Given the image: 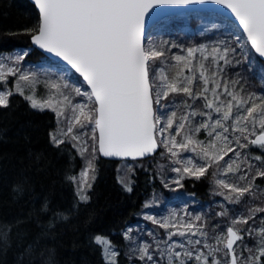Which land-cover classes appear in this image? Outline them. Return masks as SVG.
<instances>
[{
	"label": "snow or ice",
	"instance_id": "6c2138e0",
	"mask_svg": "<svg viewBox=\"0 0 264 264\" xmlns=\"http://www.w3.org/2000/svg\"><path fill=\"white\" fill-rule=\"evenodd\" d=\"M206 3L230 10L246 33L251 47L260 57H264V0H35L39 24L31 37L32 42L75 69L86 81L90 92H81L79 87H74L73 91L86 96L87 102L72 105L70 97L63 92L69 85L51 83L50 87L56 90L61 99L55 96L44 102L33 96H25V99L31 102L32 108L43 111L47 107L57 112L58 116L63 115L65 104L70 106L73 118L61 135L68 136L75 126L83 129L93 125L91 138L98 143V151L105 157L135 159L152 154L158 146H163L170 156L177 158L173 162L181 165L172 169L179 174L174 181L178 185L185 175L199 179L213 165L223 176L241 172L240 165L247 163V157L241 159L240 150L249 147L264 150V98L254 94L242 95V90L237 91L230 86L235 81L223 80L219 61L231 63L228 59L231 50L226 46L223 50L213 47L210 52L203 46L188 48L186 55L173 58L178 71L170 79L164 68L154 67L155 61L165 53L145 43L148 19L155 14L154 10L165 6L186 8ZM197 52L200 53L199 60ZM24 55L26 53L17 56L16 62L22 60ZM209 56L212 61L206 66L205 61ZM186 71L191 75H186ZM261 71L264 72V69ZM16 75L17 69L0 63V82H7L9 76ZM18 80L32 82L28 74L19 75ZM194 87L198 90H194ZM16 92L24 95L19 83L16 84ZM172 93H183L192 101L203 100V108L209 111H196L188 104L190 110L184 115L177 118L176 112L172 111L161 114L164 116L162 121L161 115L154 111V104L159 105ZM11 95V91L0 90V108L8 107ZM196 116L206 117V120L193 126L191 119ZM201 130L207 133V142L195 138V134ZM157 135L161 139L157 140ZM177 137L180 139L177 140ZM50 138L57 147L65 143L56 134ZM71 139L79 142L80 136L71 135ZM79 150L85 152L87 148L81 144ZM181 150L196 153L204 163L192 158H179ZM229 154H233L235 159ZM225 157L228 159L225 160ZM253 159L264 163V156ZM221 161H224L223 165ZM252 167L248 163V168ZM88 168L92 169L91 163ZM249 174L244 172L237 177L239 181H247L243 186L224 179H217L216 184L228 191L226 199L239 203L245 194L254 195V182L258 177H264V169H256L250 180ZM87 176L86 169L81 173L79 182V199L82 202L88 200L84 194L85 187H91ZM127 190L131 191V188ZM43 210H47V203ZM256 213H264V207L249 208L247 216L234 218L226 229V235L213 238L215 244L207 242L203 226L198 228L194 223L161 222L153 217L146 218L165 230L175 228L176 231L170 232L168 239L174 235L184 237L189 234L205 238L203 248L207 252L185 249L182 243L171 245L166 250L169 264H172L173 257L179 264H187L191 260L196 264H264L261 260L264 257V217L261 218L260 227L249 225L250 220H255ZM195 219L199 221L201 217ZM237 224L249 227L241 230L235 227ZM245 236L254 238L253 246L243 243ZM94 239L104 246L109 264H115L116 253L111 251L110 243L101 236ZM238 241L243 245V251H237L241 246ZM188 243L201 245L202 240ZM177 248L183 251H176ZM244 251L248 253L247 256L243 255ZM139 253L141 260L146 258L153 261L149 245L142 244ZM218 254L222 258H218Z\"/></svg>",
	"mask_w": 264,
	"mask_h": 264
},
{
	"label": "trees",
	"instance_id": "16d2710c",
	"mask_svg": "<svg viewBox=\"0 0 264 264\" xmlns=\"http://www.w3.org/2000/svg\"><path fill=\"white\" fill-rule=\"evenodd\" d=\"M202 17L214 18L227 26L207 33L191 34L181 30L186 18L195 29ZM38 24L39 13L29 0H0V55L22 51L26 53L24 65L48 62L58 65L31 43ZM241 37V31L233 22L216 13L167 18L150 32L154 40L163 38L157 45L165 53L155 61L154 67L164 64L168 75L173 77L178 71L173 59L176 53L205 42L210 52L221 42V49L226 46L231 50L228 54L231 63L219 61L223 80L235 81L230 86L242 90V95L264 98V72L261 71L264 62L247 40L240 45ZM196 57L199 60L200 53H196ZM211 61L209 56L205 65H210ZM65 68L82 81L77 73ZM194 90L198 89L194 87ZM172 99L181 110L191 104L193 109L209 111L203 108V100L192 101L183 93H172L163 102ZM155 108L159 115L160 105ZM92 126L83 129L75 126L64 139L65 143L57 147L50 138L58 128L54 111L32 108L31 102L17 92H12L8 107L0 108V264H109L102 244L95 242L96 236L105 237L116 250L115 264H136L139 259L133 257L130 250L129 230L145 222L144 208L152 195L160 197L162 207L178 196L193 209H203L200 224H204L212 241L215 229L225 232L234 215L247 216L249 208L264 207V177L255 180L254 195L245 194L239 203H231L225 198L228 191L217 186L216 165L199 179L185 175L179 185L174 183L173 162L163 146L151 158L111 161L101 158L98 143L91 136L87 151L81 152L80 141H73L71 135H79L84 129L88 132ZM157 139H160L158 135ZM255 156H264V150L243 149L242 159L247 157V163H241V172L230 173L229 181L243 186L247 181L237 180L239 175L249 172L250 180L256 169H264V163L253 159ZM89 163L92 169L88 168ZM248 163L253 165L251 169ZM85 169H88L87 181L91 187H85L88 200L82 202L79 182ZM163 195L170 198L165 199ZM45 203L47 210H43ZM255 216L254 221H249L253 228L261 226L264 213ZM249 225L235 227L244 230ZM153 229L165 238L164 228L154 224ZM237 243L241 245L237 251H243L241 242ZM243 243L253 246L255 240L245 236ZM243 255L248 253L244 251ZM218 258L222 257L218 254ZM261 260L264 261V257Z\"/></svg>",
	"mask_w": 264,
	"mask_h": 264
},
{
	"label": "rangeland",
	"instance_id": "374dc122",
	"mask_svg": "<svg viewBox=\"0 0 264 264\" xmlns=\"http://www.w3.org/2000/svg\"><path fill=\"white\" fill-rule=\"evenodd\" d=\"M225 26H227L225 23L223 22L221 23L220 21H217L214 18H203L202 17L201 22L198 25V27L195 29H192L191 26L189 25V18H186L183 22V25L181 26V30L184 32L191 33V34H193L194 32L207 33L212 30H220L221 28H225ZM162 39L163 38H161L160 40H154L150 38L149 36L146 44L158 47L157 43L161 41ZM244 39L247 40V38L242 34V37L240 38V41H239L240 45L242 46L244 45L243 43ZM207 45L208 44L205 42L193 48H200L203 46L207 49ZM218 45H219L218 47L221 48L220 46L221 42H218ZM186 50H184L182 53H176L174 57L186 55ZM22 54H24L22 51H14L12 53L0 55V63L6 64L7 67H12L14 69H17L16 76H9L7 79V82H0V90L16 92V84L19 83L23 88L24 97L33 96L38 101L44 102L54 96L56 97V99H61V97L57 95L56 90L50 87L51 83H66L69 85V87L66 89H63V92L65 95L70 97L72 105H75L77 103L87 102L86 96L78 95L75 91H73L74 87H79L81 89V92H86V91L90 92L89 88L85 86L84 84L85 82L83 80L80 81L68 69H66L64 66H62L58 62H57L58 65L53 62L52 63L48 62L47 64L39 63L36 65H24V57L19 62H16L15 58ZM158 67L164 68L165 72L168 75L167 67H165L164 64H160ZM21 74H28L32 82L30 83L26 81H19L18 77ZM186 75H191V73H187ZM168 76L170 79L172 78L170 75ZM163 101L164 100H161L159 104L160 105L159 115L170 114L172 111H175L177 114V118H179L181 115H184L190 110L189 108L185 110H181L179 108L180 107L179 104H177V102L174 99H172L170 102H163ZM45 109H49V108L46 107ZM196 111H199V110H196ZM55 113L57 114V112ZM213 116H215L214 113H213ZM72 118H73L72 109L70 106L65 104L63 106V115L58 116V128L55 132L58 138L65 139L67 137V136H62L61 133L67 130L70 122L72 121ZM163 119H164V116L161 115V120L163 121ZM204 120H206V117L196 116L191 119V123L193 124V126H195L197 123L204 121ZM174 130H175V125L172 131L174 132ZM86 132L87 130L84 129L83 132L79 134L78 136H80V143L86 146L87 148V144L89 143V140L92 134H89L91 132L90 129L87 132L88 135L85 136L83 133H86ZM159 138L161 139L160 136ZM195 138L198 140L205 141V142H207L209 139L207 136V133L204 130H201L199 133L195 134ZM179 139L180 137H177V140ZM240 151H241V159H242V150ZM229 155L232 156L233 159H235V156L233 154H229ZM179 158H182V159L192 158L194 161L198 163H201V164L204 163L203 161L199 160L196 153H193V152H186V151L181 150ZM175 159L177 158L171 156L172 162ZM227 159L228 157H225V160ZM221 162L223 165L224 161H221ZM180 166L181 165L173 162V168L180 167ZM229 174L227 176H223L218 171V178L224 179L227 182H230ZM178 178H179V174L174 172L173 179L176 180ZM163 197H165V199L170 198L168 197V195L167 196L163 195ZM158 198H156L155 195H152L150 198H148L145 208H144L143 216H142L145 222L141 224V226H136L133 231H131V229L129 230L128 237L130 238V250L133 253V257H136L139 259V262L136 264H154V262L155 264H169L166 250L175 243H182L185 249H189L193 251L201 250V251L207 252V249L203 248V241L205 238L199 235L191 236L189 234L188 236H184V237H181L179 235H174L171 237V239H168L169 233L176 231L175 228H169L168 230H166L165 238H163L161 234H159V232L153 229L154 224L156 225H159V224L153 223L152 219L146 218V217H153L154 219L161 221V222L165 220H170L172 223H177V222L194 223L198 228L203 226L202 230L207 233V230L204 224H200L201 219L204 216L203 215L204 210L203 209H193L186 200H183L179 198L178 196H174L172 200H169L168 204L165 207H162L163 201L160 199L158 200ZM197 216L201 217L199 221L195 219V217ZM237 216H240V215H234L232 218L234 219ZM148 224L150 227H148ZM215 231L216 233L213 235V238L216 235H226V231L222 232L218 228H216ZM102 238L108 241L105 237H102ZM197 239L202 240L201 245H195V244L188 243V241H195ZM207 242L215 244V240L213 239L212 241L208 233H207ZM142 244L149 245V253L153 256V261H148L146 258L144 260H141L139 258L140 256L139 248ZM175 250L183 251V249H180V248H177ZM111 251H114L116 253V250H114L112 246H111ZM104 253H105V250H104ZM116 255L114 257V260L116 259ZM105 256H106V259L108 260L106 253H105ZM172 264H179V262L176 261L175 258L173 257ZM187 264H196V262L194 260H191V261H187Z\"/></svg>",
	"mask_w": 264,
	"mask_h": 264
},
{
	"label": "water",
	"instance_id": "95a60500",
	"mask_svg": "<svg viewBox=\"0 0 264 264\" xmlns=\"http://www.w3.org/2000/svg\"><path fill=\"white\" fill-rule=\"evenodd\" d=\"M29 1L33 5H35V0H29ZM35 7H36V9H37V11L39 13V10H38L36 5H35ZM154 12H155V14L152 15L150 19H148V25H147L146 36H145V43L147 42V39L150 36L151 29L157 23H159V22H161V21H163V20H165L167 18H170V17L179 16V15H185V14H189V13H216V14H219V15L227 18L231 22H233L239 28L241 33L247 38L246 33L243 32L242 26H239V22L235 20L234 15L230 14V10L224 9L223 6H221V5H216V4H213V3H206V4H199V5H190V6L186 7V8H171V7H166L165 6V7H161V8H158V9L154 10ZM248 42L250 43V41H248ZM31 43H32V45H33V47L35 49H37L39 52L44 54L46 57L50 58L51 60H54V61L58 62L62 66H65V67H68V68L72 69L70 65H67V63L65 61H63L62 59H60L59 57H55L53 54L48 53L45 50L39 48L38 45H35L32 42V39H31ZM250 45H251V43H250ZM254 52H255V50H254ZM256 55L264 62V57H260L258 53H256ZM72 70L75 72V69H72ZM77 74L79 75V73H77ZM81 78L83 80V77H81ZM84 82H85L86 86L88 87L86 81H84ZM89 90H90V88H89ZM154 111H156L155 104H154ZM159 150H160V146H158L157 149L155 150V152H153L152 154H148V155H145L143 157H137L135 159H132V158L105 157L100 152L99 153H100L101 158L106 159V160H111V161H137V160H143V159L151 158L154 155H156L159 152Z\"/></svg>",
	"mask_w": 264,
	"mask_h": 264
},
{
	"label": "bare ground",
	"instance_id": "6f19581e",
	"mask_svg": "<svg viewBox=\"0 0 264 264\" xmlns=\"http://www.w3.org/2000/svg\"><path fill=\"white\" fill-rule=\"evenodd\" d=\"M97 165V164H96Z\"/></svg>",
	"mask_w": 264,
	"mask_h": 264
}]
</instances>
